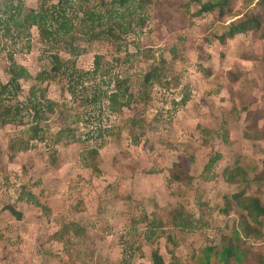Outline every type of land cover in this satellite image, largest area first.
Segmentation results:
<instances>
[{"label":"rangeland","instance_id":"374dc122","mask_svg":"<svg viewBox=\"0 0 264 264\" xmlns=\"http://www.w3.org/2000/svg\"><path fill=\"white\" fill-rule=\"evenodd\" d=\"M155 2L131 15L130 32L117 39L119 52L106 41L79 37L70 55L63 43L40 42L35 28L17 37L0 25L1 83L12 60L34 76L49 71L50 54L75 61L83 72L92 70L95 55H103L126 78L130 95L114 111L105 100L85 102L107 90L96 77L78 87L76 97L65 79L20 81L17 98L0 97L14 108L39 86L42 101L65 104L71 114L63 122L46 109L43 142L29 137L32 113H19L23 124L0 127V264H153L154 253L163 264H194L193 255L237 227L242 212L232 195L257 198L264 206V25L222 45L218 37L231 16L198 15L207 0ZM255 3L236 0L232 16ZM23 4L37 10L41 0ZM138 15L144 22L135 20ZM151 70L158 78L142 86ZM64 125L74 139L55 140ZM98 126L106 135L88 140ZM88 147L98 148L93 162ZM214 154L221 158L205 171ZM176 163L192 176L189 184L168 181ZM226 169L237 173V183L225 181ZM181 207L195 220L185 232L171 220L172 210ZM245 246L264 257V237H251Z\"/></svg>","mask_w":264,"mask_h":264},{"label":"trees","instance_id":"16d2710c","mask_svg":"<svg viewBox=\"0 0 264 264\" xmlns=\"http://www.w3.org/2000/svg\"><path fill=\"white\" fill-rule=\"evenodd\" d=\"M24 0H0V25L4 32L8 34L13 28L16 31V36L28 32L31 28H35L38 32V37L42 43L52 45L61 43L64 44L65 51L72 55L73 45L80 40L79 37H84L89 43L98 40L106 41L113 47L116 46V51L119 52L117 39L121 35L127 36L131 30V25L134 21V16H137V11H142L144 7L151 3H156L155 0H56L52 4L51 0H41V4L37 10L28 9L23 4ZM200 4L201 0H195ZM158 2V1H157ZM93 3L92 7L88 4ZM236 0H207L204 4H200L198 15L202 13H217L220 19L231 16L228 24V30L223 32L218 41L224 45L228 39H232L236 35L245 34L247 32H258L264 25V0H256L251 11H246L241 15H233V10ZM80 15V16H79ZM139 23L144 22L143 18L138 15ZM144 25V24H143ZM139 26L142 27V24ZM116 33H118L116 35ZM54 43V44H53ZM114 61H117L115 59ZM50 69L49 71H41L34 76L29 73L24 66L17 65L13 62L6 69L8 80L6 83L0 82V97L7 96L17 98L22 93L20 81H33L37 84H42L45 81H56L57 79H65L67 82L68 93L71 97H76L78 87L83 89V85L90 80L100 77L101 85L107 87V90H99L93 99L87 100L88 103H98L105 100L108 108L114 111L117 108L126 106L125 98L128 94L129 87L126 85V78L123 79L114 62H107L105 56L95 55L93 67L91 71H80L75 66V61L62 60L58 53L50 54L49 56ZM70 64L71 67L67 65ZM158 73L151 70L142 76V86L147 85L158 78ZM109 79L104 81L103 78ZM112 85L114 89L109 90ZM38 87H31L27 93L25 102L18 103L14 108L5 106L0 99V127H4L13 123H21L19 113L25 111L32 113L33 122L29 125L28 132L30 139L38 142L45 140V127L42 123L47 121L43 118L45 111L50 114H55L56 118L69 121L71 114L65 104H56L50 100H41L37 91ZM91 101V102H90ZM59 110L57 113L56 111ZM65 110V111H64ZM249 115V113L247 114ZM18 118V119H17ZM250 130H257L256 120L252 122ZM91 130L88 140H95L96 137H102L107 130L101 126ZM249 127L244 133V138L249 137ZM55 140L71 139L75 137V133L68 125L60 126L58 132L54 134ZM106 135V134H105ZM257 136L252 137L256 139ZM86 154L92 160L98 156V148H86ZM219 154L211 156L205 165L204 170L209 171L215 160L220 159ZM55 164L52 157L51 163ZM264 167V164H263ZM94 164V169H96ZM237 173H242L240 168ZM235 172H230L226 169L224 174L227 176L225 181L229 184L237 183L238 177ZM192 176L188 175L182 164L176 163L169 170V182L184 184L191 181ZM260 179V177L258 178ZM29 196V195H28ZM231 200L241 209V214L238 218L237 227L234 226L231 236H221L217 244L209 245L200 249L197 255H193L194 264H263L264 257L261 253L253 251L249 246H245V242L251 237L263 238L262 225L264 222V206L261 205L257 198L246 197L242 193L231 196ZM11 214L16 219H21L22 214L12 207H9ZM171 220L176 224L177 231H188L192 223L195 221L192 214L180 208V210H172ZM155 226V225H154ZM160 228V226H156ZM153 235V233H150ZM161 232L156 238L162 237ZM147 240V238H146ZM168 241H172L170 236H167ZM153 264H163L160 256L157 253L152 255ZM174 264H183L175 262Z\"/></svg>","mask_w":264,"mask_h":264}]
</instances>
